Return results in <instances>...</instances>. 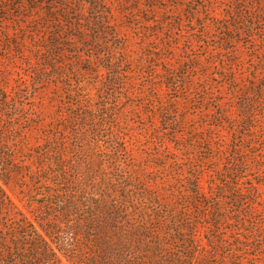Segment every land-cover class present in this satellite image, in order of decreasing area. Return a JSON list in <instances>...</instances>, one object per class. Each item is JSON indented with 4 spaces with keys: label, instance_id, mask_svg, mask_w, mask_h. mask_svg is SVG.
<instances>
[{
    "label": "trees",
    "instance_id": "1",
    "mask_svg": "<svg viewBox=\"0 0 264 264\" xmlns=\"http://www.w3.org/2000/svg\"><path fill=\"white\" fill-rule=\"evenodd\" d=\"M156 8L170 17L147 20L173 35L185 10L202 29L189 19L185 55H168L173 35L151 45L164 65L135 88L120 24ZM0 23L33 69L26 85L57 90L49 113L21 96L0 120V264H264V0H0ZM207 66L224 73L210 80ZM218 95L220 109L199 107L212 122L180 111ZM14 103L0 82V118ZM146 107L183 151L156 168L128 128Z\"/></svg>",
    "mask_w": 264,
    "mask_h": 264
},
{
    "label": "rangeland",
    "instance_id": "2",
    "mask_svg": "<svg viewBox=\"0 0 264 264\" xmlns=\"http://www.w3.org/2000/svg\"><path fill=\"white\" fill-rule=\"evenodd\" d=\"M156 15L155 13L153 15H149L145 17V19H141L137 23L129 26L127 22L121 23V37L120 41L124 43V47L128 50L129 54L134 57L133 61L127 63V67L129 70H131V73H127L126 77V85L129 84V78H135L136 82L135 84L131 83L130 86H133L135 88L141 87V82L138 78H140L142 75L146 76L144 81H146V84L149 80V70H150V62L154 60V62L157 64L154 66L155 71L161 72V68L164 65L163 62L155 61V57L148 58L147 53L149 51H154L150 46H157L162 45L165 41L164 39L168 38L170 35H173L168 29L163 28V26L160 25L158 22H154L152 20H147V18L151 19H159L162 21H166L170 17L169 14H165L162 8H156ZM193 17L189 16V13H187V10L183 12V16H181V20L185 22L183 25V29L179 26L175 30L174 39L170 42L168 41V45H174L175 47L173 50L168 53V55H185L183 53V50L187 44L188 36L187 31H189L190 28H194L195 25L191 24L189 19H196V26H199V30L202 28L197 23L200 22V18L196 17L195 15H192ZM180 20V21H181ZM156 21V20H155ZM128 24V25H127ZM176 25V24H175ZM14 24H1L0 23V82L5 83L7 85L9 98H14L15 103L12 108V111H8V113L4 114L0 120L7 119L9 116L18 114L20 112L19 108V100H21V96L23 101L25 102L26 106H33L36 105L38 108H41L45 110L46 114L51 111V105L49 103L50 96L53 95V92H57L56 89H52L54 85H51L47 90L46 88L43 89V93L38 92L39 87L37 86H27L26 81L24 78L27 79V83L32 80L31 76L28 74L31 73V68L28 67V64L26 63V57H24L21 54L22 48L20 46H17L18 39L14 33ZM182 33V35H180ZM19 37V36H18ZM159 38V43L152 42L151 39ZM201 36V34L199 35ZM119 40V39H118ZM203 45L202 43L199 44V42H196L195 50H193V53H198L199 55H202V57H205V52L203 51ZM151 49V50H150ZM157 55L161 52H156ZM164 55L166 54V51H163ZM146 54V56H145ZM242 56L245 59L246 63H250L251 57L250 52L247 49V51ZM69 57H72L69 55ZM203 60V59H202ZM207 62V59H205ZM177 62V60H176ZM199 63V61H197ZM142 63L144 65L141 67ZM176 66H178V62H172ZM181 64V63H180ZM77 65H80L81 67H90L92 65L88 61H78ZM141 67V68H140ZM244 68V64L241 65L240 68ZM208 70V78L211 79H217L218 76H220V73H224L221 69H218L216 67L207 66ZM88 76H92L91 73H88ZM231 79V78H230ZM229 76L227 82H229ZM233 83L232 81H230ZM227 87H225L223 91V96H230L231 91L229 89V84H226ZM45 89V90H44ZM96 88H94V91ZM16 92V94H15ZM166 90H161V96L166 97L168 93H166ZM220 95V96H222ZM124 102L129 101V99L126 96L122 97ZM219 95L218 97L209 99L208 102H205L204 104L197 103L196 105H192L186 102H182L180 104V111L182 112V115H187L188 120L191 121L190 123L194 122L197 125L205 124L206 122H212V114L204 115L200 106L207 108L208 106L216 107L220 109L219 106ZM236 99V97H235ZM264 101V100H263ZM225 105L223 107H227L230 103L228 99L225 100ZM190 108V109H189ZM128 128L129 133L132 135V137L135 140H132L133 146L136 149L135 155L136 157L141 158V155L146 156V163L149 161L148 157L154 161V167H158L161 164L165 163L166 161V155L168 151H170V156L173 155L172 153L179 154L180 156H183V151L177 150L176 147L178 145V140L173 137V133L170 130L164 129V127H167L166 124L161 123L160 119L157 117L154 119L152 117V112L149 111V108L146 107V109H142L140 113H129L128 114ZM173 128L174 126H170ZM184 131H191L189 128H183ZM218 134L223 135V139H230L231 133H228L226 130L222 129L221 127H218ZM40 132V131H39ZM150 140H153L154 143H151ZM231 140V139H230ZM229 140V141H230ZM155 143H158L156 145ZM247 142H244L243 145H245ZM196 148L198 149L197 154H201L199 151V146L197 145ZM9 193L15 198V194L13 190L10 188H7Z\"/></svg>",
    "mask_w": 264,
    "mask_h": 264
}]
</instances>
